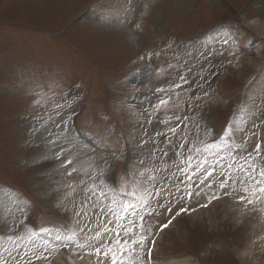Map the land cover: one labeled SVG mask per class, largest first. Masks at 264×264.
<instances>
[{
    "label": "rangeland",
    "instance_id": "374dc122",
    "mask_svg": "<svg viewBox=\"0 0 264 264\" xmlns=\"http://www.w3.org/2000/svg\"><path fill=\"white\" fill-rule=\"evenodd\" d=\"M263 23L264 0H0V264H109L95 249L103 251L110 241L96 237L118 224L109 213L113 205L94 198L89 185L91 176L115 178L108 157L93 167L89 154L76 150L85 166L66 163L71 156L62 147V130L48 124L54 116L46 109L51 112L56 103L31 97L39 85L44 93L50 90L47 97L74 99L83 108L82 129L113 150L123 148L113 156L118 184L157 205L145 219L147 241L142 252L137 249L135 264H145L149 238L180 206L188 212L160 238L158 264L187 258L195 264H264V250L254 251V257L242 254L256 249L259 237L264 240V198L251 196L254 187L264 186L258 175L264 156L261 146L256 150L264 124ZM193 40L206 52L204 68L197 52L195 63L185 53ZM230 47L242 51L232 55ZM209 49L224 52L209 54ZM139 59L147 64L134 67ZM143 83L148 93L141 94ZM167 86L175 87L172 99L164 97ZM198 95L209 109L200 118ZM111 100L116 120L108 110ZM181 104L190 108L184 111ZM212 115L221 134L228 138L232 130L245 152L236 160L239 169L232 173V161L218 158L208 167L210 180L204 179L207 168L197 169L202 176L190 179L183 191L176 140L189 131L208 145L210 133L201 128L213 120L219 125ZM170 120L185 127L176 131L161 124ZM44 128H56L61 136L42 142ZM33 152L45 153L51 165L28 163ZM50 167L53 178L46 174ZM58 181L70 187L63 205L56 201ZM222 182L228 195L197 212V204L209 206V198L220 195ZM65 241L74 244L58 254Z\"/></svg>",
    "mask_w": 264,
    "mask_h": 264
},
{
    "label": "snow or ice",
    "instance_id": "6c2138e0",
    "mask_svg": "<svg viewBox=\"0 0 264 264\" xmlns=\"http://www.w3.org/2000/svg\"><path fill=\"white\" fill-rule=\"evenodd\" d=\"M161 103H163V101H161ZM256 150L257 152H259V144L256 145ZM245 174L248 179L253 181L254 185L259 184V181L256 180L255 176L252 175L251 171H247ZM258 175L260 177H264V170H260L258 172ZM226 186L227 185L223 182L220 185L221 188H224ZM244 191H247V189H244ZM132 195L135 196L136 194L133 192ZM187 195L191 197L192 193L189 192L187 193ZM251 196H259V198H264V186L259 187L258 190L254 187L253 191L251 192ZM241 199L243 200L244 197H241ZM249 202L252 201L250 200ZM135 207L136 206L131 203L123 204L121 206V211L125 213V219H127V214L129 213V210H131L133 215L138 216L139 223H137L136 220L127 219L126 224H121L119 223L118 218L116 229L105 228L104 234H97L96 239L110 241V243L104 246L103 251L101 250V248L95 249V255L98 258L102 256L103 261H108L109 264H135V259L140 254L139 252H137V249L139 248L142 252L143 247L147 241L144 217L142 215H138L135 212ZM180 211L185 212L187 211V209H181ZM168 223H171V221H169ZM167 227L168 224L161 225V230ZM152 243L154 244L155 242L152 241ZM148 255L151 256V252H149Z\"/></svg>",
    "mask_w": 264,
    "mask_h": 264
},
{
    "label": "bare ground",
    "instance_id": "6f19581e",
    "mask_svg": "<svg viewBox=\"0 0 264 264\" xmlns=\"http://www.w3.org/2000/svg\"><path fill=\"white\" fill-rule=\"evenodd\" d=\"M255 27V26H254ZM263 27H264V23H263ZM261 31V30H260ZM137 63L138 64H134L133 63V66L134 67H140V66H143L146 62L145 61H143V60H138L137 61ZM147 64V63H146ZM145 79V78H144ZM151 86V85H150ZM146 87L148 88V85L147 84H145V83H143V84H141V90L142 91H140L141 92V94H145V92H147L148 91V89H146ZM153 89H154V87H152ZM138 89H139V87H138ZM149 89H151V88H149ZM140 90V89H139ZM148 93V92H147ZM148 96H150V95H148ZM263 101V100H262ZM143 107H144V105H143ZM258 107V106H257ZM155 121V120H154ZM264 122V121H263ZM56 124V128L58 127V124H59V121L58 120H53V121H51L50 122V127H54V125ZM158 126H160L159 124H158ZM149 126H147V130H149V128H148ZM56 128H51L52 130H44V132L42 131V133L41 134H43V136H42V138H44L43 140H42V142H46V141H48V140H50L53 136H52V133H54L55 131H57V129ZM137 128V127H136ZM145 128V127H144ZM138 130V129H137ZM145 130H146V128H145ZM155 130V129H154ZM138 131H141L142 133H143V130H140V128H139V130ZM156 131H154V132H152V133H155ZM139 133V132H138ZM151 133V134H152ZM30 139V138H29ZM159 140V139H158ZM29 141V140H28ZM32 142V141H31ZM50 144H51V141H50ZM168 145V144H167ZM52 148V147H51ZM50 148V149H51ZM163 148V147H162ZM46 154H47V152H46ZM32 155H34V156H31L30 157V159L28 160V163H34V162H36V163H34V164H40V165H42L43 167H48L49 165H51V163H52V161H51V159L47 156V155H45V153L44 154H42V155H38L37 154V152H33L32 153ZM37 155V156H36ZM164 161V160H163ZM54 168L55 167H50V168H48L47 170H46V174H47V176L49 177V178H53V176L54 175H52V172L54 171ZM71 186V185H70ZM73 188V187H72ZM55 189H58L59 191H57L58 193H57V197H58V199H56V201H59L60 202V204L61 205H63L64 203V199L66 198V195H68V194H66L65 193V190L66 189H69L68 191H70V187L68 186V185H63L62 184V182L60 183L59 181H58V185H56L55 186ZM63 189V190H62ZM52 191V190H51ZM72 191V190H71ZM68 193V192H67ZM71 193V192H70ZM74 193V192H73ZM74 200V199H73ZM68 202V201H67ZM2 207V206H1ZM29 227V226H28ZM29 230V229H28ZM258 237V236H257ZM258 239H260V241H258V243H257V245L255 246L256 247V249H253V250H247L246 252H244V253H242L245 257H248L249 256V254H251L250 256H252V257H254V255H253V252L254 251H256V252H258V250L260 249L261 251H263L264 250V240H262L261 239V237H259ZM263 247V248H262ZM262 248V249H261ZM261 251H259V252H261ZM255 254V253H254ZM66 256V255H65ZM74 258H75V256H74ZM78 260L76 261V262H78V261H82V259H80V258H77ZM57 260H60L61 261V259H60V257L58 256V258H57ZM57 260H56V262H57ZM71 260V259H70ZM74 260V259H73ZM60 261H58V263L60 262ZM72 262V261H71ZM81 263V262H80ZM187 263V262H186ZM56 264V263H55ZM60 264V263H59ZM91 264V263H90ZM181 264V263H180Z\"/></svg>",
    "mask_w": 264,
    "mask_h": 264
}]
</instances>
